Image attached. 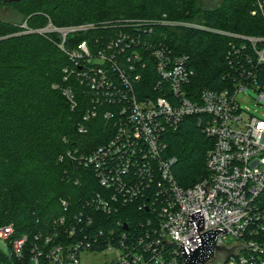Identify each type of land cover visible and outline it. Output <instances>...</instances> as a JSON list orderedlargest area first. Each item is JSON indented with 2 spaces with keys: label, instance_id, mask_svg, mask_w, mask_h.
I'll use <instances>...</instances> for the list:
<instances>
[{
  "label": "built area",
  "instance_id": "obj_1",
  "mask_svg": "<svg viewBox=\"0 0 264 264\" xmlns=\"http://www.w3.org/2000/svg\"><path fill=\"white\" fill-rule=\"evenodd\" d=\"M256 6L252 15L264 16V0H256ZM156 26L249 41L257 64L249 56L236 62L245 46L233 47L227 56L235 71L229 85L194 93L190 57L157 39ZM117 27L112 36L83 40L67 50L71 36L87 34L94 25L49 26L60 35L59 48L72 64L64 81L75 78L86 93L83 121L101 115L114 134L90 153L68 151L60 157L91 170L100 189L74 208L62 201L68 215L55 221V233L36 235L32 243L27 235L15 238L12 225L0 227V253L9 264H86L83 257L104 253V262L89 264H185L180 247L196 249L199 234L220 227L227 232L219 235L217 245L252 246L240 247L222 264H264V120L245 111L238 100L240 93L253 90L264 106V83L257 79V66L264 64V48L257 44L264 39L166 18L123 20ZM63 95L73 110L78 108L71 86ZM190 116L198 117L214 146L207 177L185 189L175 179L177 159L167 154V136ZM87 131L79 125L80 133ZM131 213L140 215L133 226ZM114 215H119L115 224L109 219Z\"/></svg>",
  "mask_w": 264,
  "mask_h": 264
},
{
  "label": "trees",
  "instance_id": "obj_2",
  "mask_svg": "<svg viewBox=\"0 0 264 264\" xmlns=\"http://www.w3.org/2000/svg\"><path fill=\"white\" fill-rule=\"evenodd\" d=\"M0 6L22 17L21 23L0 19V227L12 225L15 238L27 235L30 243L36 235L55 233V221L68 215L62 201L74 208L100 189L91 170L68 158L61 162L60 157L68 151L90 153L114 134L101 115L83 121L86 93L75 78L64 81V71L72 64L59 48L60 35L48 30L50 25L59 29L94 25L87 34L71 36L67 50L83 40L114 35L123 20L166 18L264 39V16L252 15L256 0H223L216 8H202L199 0H0ZM155 32L174 53L190 57L194 93L229 85L235 71L227 56L233 47L245 46L236 62L245 56L254 64L258 61L253 45L236 37L187 27L156 26ZM257 48L263 49L264 43ZM257 68V79L264 83V64ZM68 86L76 93L75 110L63 95ZM198 123V117H187L167 136V154L177 159L175 179L185 189L207 177V157L214 146ZM81 124L88 129L84 134L79 132ZM139 216L131 213L132 226ZM117 218L109 219L115 224ZM9 263L0 253V264Z\"/></svg>",
  "mask_w": 264,
  "mask_h": 264
},
{
  "label": "water",
  "instance_id": "obj_3",
  "mask_svg": "<svg viewBox=\"0 0 264 264\" xmlns=\"http://www.w3.org/2000/svg\"><path fill=\"white\" fill-rule=\"evenodd\" d=\"M125 228L128 229L127 226ZM226 232V228L216 227L203 234H199L196 237L198 242L196 249L183 244L180 250L182 251L185 264H211L215 260H218L215 264H222L227 262L232 255L236 254L240 247H252L239 245L228 248L224 245H217L219 235Z\"/></svg>",
  "mask_w": 264,
  "mask_h": 264
},
{
  "label": "rangeland",
  "instance_id": "obj_4",
  "mask_svg": "<svg viewBox=\"0 0 264 264\" xmlns=\"http://www.w3.org/2000/svg\"><path fill=\"white\" fill-rule=\"evenodd\" d=\"M223 0H199V6L202 8H216L222 4ZM0 19L5 21H11L16 23L22 22V17L18 14L13 13L6 7L0 6ZM258 94L256 91L248 90L247 93H240L238 95V100L241 103L242 108L248 113L264 120V106L258 105L256 99ZM230 242L235 243V240H230ZM105 254L98 255L96 259H90L83 257V262L86 264L104 262Z\"/></svg>",
  "mask_w": 264,
  "mask_h": 264
}]
</instances>
